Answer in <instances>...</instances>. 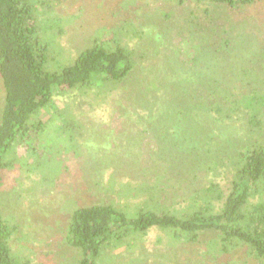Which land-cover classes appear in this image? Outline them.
<instances>
[{"label": "trees", "instance_id": "trees-1", "mask_svg": "<svg viewBox=\"0 0 264 264\" xmlns=\"http://www.w3.org/2000/svg\"><path fill=\"white\" fill-rule=\"evenodd\" d=\"M165 1L183 3L186 0ZM193 1L224 5L234 13L250 6H264V0ZM52 7V0H0V81L3 88L0 189L8 172L17 170L30 176L39 169L42 185L48 182V186H56V179L46 177L44 169L52 173L69 153L79 160L84 142H106L108 145L115 141L111 139L115 134L120 136L111 126L103 128L102 122L87 123L79 119L72 107L80 102L94 109L106 102L114 90L124 87L142 53L117 40L95 39L68 63L54 65L49 42L41 37L39 25L41 14H49ZM49 20L56 25L58 33H62L61 21L54 23L50 17ZM178 48L184 50L182 46ZM261 69L264 74V63ZM171 79L149 82L142 90L151 91L154 90L152 86H157L154 91L166 88L184 94L189 91L192 97V91L198 90L201 102L186 104L178 94L171 101L168 97L162 101L159 113L151 108L152 111L147 109V112L142 109L124 111L120 101L116 102L119 113L134 114L138 130L129 128L128 139H139L138 133L142 139V133L149 131L156 142H193L188 145L189 149L196 148V142H232L229 144L231 152H219L217 161L210 159L216 166L229 160L223 163L228 171L227 186L222 188L220 182L209 178L206 184L185 196L169 197L164 183L141 182L131 189L120 186L121 190L133 191L134 195L141 193L142 199L134 204L121 205L110 200L75 207L64 229V241L77 256L75 264H99L104 251L130 248L152 229L164 232L170 245L195 243L204 233L210 232L214 235L207 241L204 255L226 264L225 255L241 252L264 264V141L260 134L264 91L260 88L238 91L212 78L209 83L195 82L193 86L196 87L188 89L184 83ZM223 89L226 90L224 94L221 93ZM57 97L63 99L64 107L56 104ZM46 110L50 115L43 118ZM240 120L244 125L239 128L235 123ZM231 126L238 127L237 132L241 133L229 134ZM91 149L89 153L96 157L99 154L103 156L101 160L107 162V153L100 147ZM204 152L205 162L208 157L213 158L207 155L212 154V148ZM208 168L214 171L216 167L208 165ZM208 168L204 172L207 177ZM94 185L97 189L112 187L106 188L107 184H101L98 177ZM17 231L16 221L7 219L2 213L0 200V264H38L29 257L21 258L12 253L9 239Z\"/></svg>", "mask_w": 264, "mask_h": 264}, {"label": "rangeland", "instance_id": "rangeland-1", "mask_svg": "<svg viewBox=\"0 0 264 264\" xmlns=\"http://www.w3.org/2000/svg\"><path fill=\"white\" fill-rule=\"evenodd\" d=\"M52 4L51 12L39 17V25L41 37L49 42L54 65H58L56 62L68 63L95 39L117 40L142 53L124 87L114 90L106 102L97 103L94 109L80 102L72 107L79 119L87 123L102 122L103 128L111 126L115 133L120 132L119 137L115 134L111 138H115L114 142L108 145L106 142H84L79 160L73 159L70 156L73 154L69 153L62 157L59 168L52 173L44 169L46 177L56 179V186H48V182L42 185L39 169L30 176L17 170L8 172L0 189L2 213L18 224V231L9 239L12 253L21 258L29 257L38 264H75L77 256L64 241V229L75 207L110 200L115 204H134L142 199L141 193L134 195L133 191H123L120 186L131 189L141 182L164 183L169 197L185 196L206 184L209 178L220 182L222 188L227 186V170L223 163L227 164L229 160L225 159L216 166L210 159L217 161L219 152H231L229 144L232 142H196V148L189 149L188 145L193 142H156L149 131L142 133V139L138 133L139 139L129 140V128L138 130V127L133 121L134 114L128 116L124 111L142 109L147 112L151 108L159 113L162 101L167 97L171 101L178 94L186 104L201 102V91L198 90L192 91L193 97L189 91L187 94L167 88L154 91L157 86H152L154 90L151 91L142 90L149 82L161 83L172 77L189 86L188 89L195 82L209 83L212 78L238 91L251 88L264 91L261 69L264 63V6H250L234 13L224 5L193 0L183 3L165 0H52ZM48 16L54 23L61 21L62 33H58ZM179 46L184 50L180 51ZM62 100L55 98L60 108L65 106ZM118 101L124 110L121 113L116 110ZM2 102L0 81V109ZM49 115L46 110L43 118ZM261 116L260 134L264 141V110ZM235 125L240 128L244 124L240 120ZM236 126L228 129L229 134L241 133L237 132L239 128ZM91 146H98L106 152L107 162H103V156L89 153ZM211 148L212 154L207 155L213 158L208 157L205 162L202 154ZM208 165L215 166L218 171L216 168L209 171ZM206 168L208 177L204 176ZM47 173L51 174L48 176ZM97 177L101 184H107L106 188L112 187L97 189L94 185ZM213 235L207 232L198 242L170 245L164 232L152 229L130 248L104 251L99 264H221L211 255L203 254ZM225 256L228 258L225 257L226 264H259L241 252Z\"/></svg>", "mask_w": 264, "mask_h": 264}]
</instances>
